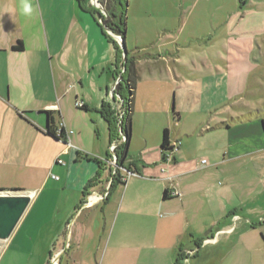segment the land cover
<instances>
[{"label":"crops","instance_id":"crops-1","mask_svg":"<svg viewBox=\"0 0 264 264\" xmlns=\"http://www.w3.org/2000/svg\"><path fill=\"white\" fill-rule=\"evenodd\" d=\"M27 2L30 15L24 0H0V190L32 195L0 258L46 261L65 249L70 264H264L260 80H182L173 37L153 50L132 43L131 69L113 92L124 61L89 5ZM122 8L111 5L117 23ZM19 41L24 50L14 51ZM121 95L132 105L120 165L137 175L119 172L111 190L110 148L121 159L124 143L102 108L119 124ZM49 112L56 129L74 132L75 148L47 133ZM166 129L179 143L169 161ZM94 195L105 199L84 208Z\"/></svg>","mask_w":264,"mask_h":264},{"label":"rangeland","instance_id":"rangeland-1","mask_svg":"<svg viewBox=\"0 0 264 264\" xmlns=\"http://www.w3.org/2000/svg\"><path fill=\"white\" fill-rule=\"evenodd\" d=\"M122 1L128 52L132 43L153 50L174 37L179 40L177 71L182 80H260L254 99L263 103L264 111V0ZM97 2L106 10L115 0ZM261 126L264 132L262 121ZM63 245L61 242L52 251ZM2 248L0 242V257ZM11 257L9 253L0 258V264L52 263V258L39 261L36 255L16 262ZM70 258L67 253L57 264H70Z\"/></svg>","mask_w":264,"mask_h":264},{"label":"water","instance_id":"water-1","mask_svg":"<svg viewBox=\"0 0 264 264\" xmlns=\"http://www.w3.org/2000/svg\"><path fill=\"white\" fill-rule=\"evenodd\" d=\"M92 6L97 7L100 11V24H102L103 29L107 32L119 45L122 54H123V61L127 63V56L128 50L126 47V33L119 34L114 32L111 28H109L105 20L108 17L106 10L101 7V4L97 2V0H91ZM99 5V6H98ZM120 101L123 103L124 99L120 96ZM50 125H48L47 133L49 130ZM119 131L121 137L124 138V142H128L127 136L125 132H122L121 126L119 125ZM49 134V133H48ZM56 137V136H54ZM58 138V136L56 137ZM61 139V138H60ZM114 159L117 161L119 157L117 154L113 155ZM109 162V161H108ZM118 165V164H117ZM120 168L127 169L122 165H118ZM114 174H112V180H114ZM32 202V195L27 192H20V191H3L0 190V241H7L10 239L12 234L14 233L15 229L17 228L18 224L20 223L21 219L23 218L24 214L26 213L28 207ZM89 202L84 205L85 207L89 206ZM69 245V240L66 243V247ZM65 253V249L59 252L55 257L52 258V263L59 262L62 258V255Z\"/></svg>","mask_w":264,"mask_h":264},{"label":"trees","instance_id":"trees-1","mask_svg":"<svg viewBox=\"0 0 264 264\" xmlns=\"http://www.w3.org/2000/svg\"><path fill=\"white\" fill-rule=\"evenodd\" d=\"M77 2L84 9H86L84 6L86 4H88L89 6H88L87 10L89 12H91L93 15H97L98 17H101V14L99 13V10L94 8V7H92L89 4V0H77ZM106 11L108 12V18L105 20L106 25L109 28H111L114 32L123 35L126 32V21H125V18H124V14L120 18L119 22L117 23V22H115L113 20V17L115 18V16L110 12V9H106ZM98 24L103 29L102 24H100L99 22H98ZM103 32L115 44V46L117 48V52H118V57L120 59H123V54H122V51H121L118 43L110 35H108L105 31H103ZM12 49L14 51H23L24 50V44L19 41L16 45H14L12 47ZM132 62H133V60L130 58V55L128 53L127 63L126 64L125 63L122 64V67L124 68V73L123 74H125V72L127 70V67L129 68V70L131 69ZM123 74H122V78H123ZM130 80L131 81H129L130 82V84H129L130 92L129 93H130V96L132 98L133 95H134V87H133V85H131L132 82H133V79H130ZM121 97H122V99H124L125 114H124V118L122 119V121H120L119 124L117 123L116 117H114L112 113H110L109 111L106 110V108H107L106 105L103 106L102 113L104 114V117H105V119L107 120V122L109 124L110 131L111 132L115 131L116 134L120 133V131L118 130L119 125H120L121 129H122V132L126 133L127 139L129 141L130 133H129L128 129L127 130L124 129V121L123 120L126 118V115H128L130 113V111H131L132 99L130 97L125 98L123 95H121ZM49 117H50L49 119H50V123L51 124H50L49 130H48V133L50 135H52V136H56L57 137L56 127H55V124H54V117H53L52 112H49ZM263 127H264V123H263ZM120 148L123 149V151L121 153V155H122L121 159L119 157L118 151H116V154L119 157V160L117 161L118 165H120L122 162H124L126 157H127L128 142L124 143V145L122 147H120ZM161 148H162L163 158H164V160H166L169 152L171 151V146H170V141H169V131L167 129L164 131V137H163V142H162V147ZM118 149H119V147L117 148V150ZM128 170H130V169H128ZM117 176H118L117 174L114 176V181L111 184V190L114 187L116 180L118 179ZM94 183H95V181L90 182V184H88V188H91L94 185ZM16 191H21V190H16ZM109 196H110V193L107 196V200L109 199ZM167 198H168V194L165 193L164 199H167ZM181 261H182V256H180V258H178L176 264H181Z\"/></svg>","mask_w":264,"mask_h":264},{"label":"built area","instance_id":"built-area-1","mask_svg":"<svg viewBox=\"0 0 264 264\" xmlns=\"http://www.w3.org/2000/svg\"><path fill=\"white\" fill-rule=\"evenodd\" d=\"M98 6H99V5H98ZM123 73H124V68L122 67V74H123ZM120 83H121V76L118 77V79L116 80V84H115V86H114V88H113V92L117 89V87L120 85ZM76 107L79 108V109H82V108L85 107V104H84V102H82V101H77V102H76ZM124 114H125L124 111H120V112H118L117 116H118V118H119L120 121H122V119L124 118ZM65 127H66L65 124H64V123H61V124L59 125V127L57 128V132H56V134H57V136H58L59 138H61V140L65 143L67 149L75 148V146L72 144V141H71V139H70V137L73 135L74 132L71 131V130H70V131L66 130ZM121 140H122L121 142L123 143V142H124V138L121 137ZM170 146H171V145H170ZM178 146H179V143H175V144H173V145L171 146V151L169 152V154H168L166 160L169 161V160L171 159V154H172L173 152H175V151L178 150ZM117 148H118V145H117V144H115V143L112 144V146H111V148H110L112 154L115 155V152H116ZM57 163H58V164H63V161H62L61 159H58V160H57ZM109 163H110V165H111V167H112V169H113L112 174H114V175L117 174V175H118L119 172H124V173L126 174L125 177H124V179H122V180H125L126 177L136 176V175H137V173L133 172L132 170H128V169H124V168H120V167L117 165L116 160L114 159V157H113V159H112L111 161H109ZM202 164H206V161L203 160V161H202ZM52 178L55 179V180H59V177H57V176H55V175H52ZM176 195H178V194H177V193L174 194V196H176ZM94 196L97 198L98 201H102V200L105 199V196H102V195H101V196H96V195H94ZM92 197H93V196H90V197H89V201H88L89 203H90Z\"/></svg>","mask_w":264,"mask_h":264},{"label":"clouds","instance_id":"clouds-1","mask_svg":"<svg viewBox=\"0 0 264 264\" xmlns=\"http://www.w3.org/2000/svg\"><path fill=\"white\" fill-rule=\"evenodd\" d=\"M22 7H23V12L25 14L30 15L32 13V11H33L31 5L27 2V0H24V3L22 5Z\"/></svg>","mask_w":264,"mask_h":264},{"label":"bare ground","instance_id":"bare-ground-1","mask_svg":"<svg viewBox=\"0 0 264 264\" xmlns=\"http://www.w3.org/2000/svg\"><path fill=\"white\" fill-rule=\"evenodd\" d=\"M91 201H92V202L97 201V198H96L95 196H93L92 199H91ZM57 263H58V262H54V264H57Z\"/></svg>","mask_w":264,"mask_h":264},{"label":"flooded vegetation","instance_id":"flooded-vegetation-1","mask_svg":"<svg viewBox=\"0 0 264 264\" xmlns=\"http://www.w3.org/2000/svg\"><path fill=\"white\" fill-rule=\"evenodd\" d=\"M107 18H108V17H107ZM121 83H122V82H121ZM121 83H120V84H121ZM56 132H57V129H56Z\"/></svg>","mask_w":264,"mask_h":264}]
</instances>
